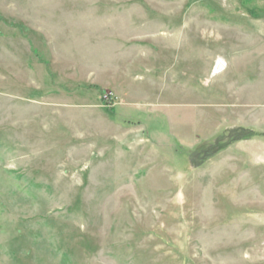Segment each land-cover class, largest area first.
I'll return each mask as SVG.
<instances>
[{"label":"rangeland","instance_id":"374dc122","mask_svg":"<svg viewBox=\"0 0 264 264\" xmlns=\"http://www.w3.org/2000/svg\"><path fill=\"white\" fill-rule=\"evenodd\" d=\"M0 264H264V0H0Z\"/></svg>","mask_w":264,"mask_h":264},{"label":"bare ground","instance_id":"6f19581e","mask_svg":"<svg viewBox=\"0 0 264 264\" xmlns=\"http://www.w3.org/2000/svg\"><path fill=\"white\" fill-rule=\"evenodd\" d=\"M221 65H223V64L221 63ZM221 65H219V67H220Z\"/></svg>","mask_w":264,"mask_h":264},{"label":"trees","instance_id":"16d2710c","mask_svg":"<svg viewBox=\"0 0 264 264\" xmlns=\"http://www.w3.org/2000/svg\"><path fill=\"white\" fill-rule=\"evenodd\" d=\"M194 155H196V154H194Z\"/></svg>","mask_w":264,"mask_h":264}]
</instances>
